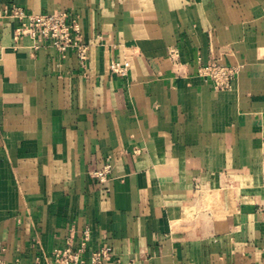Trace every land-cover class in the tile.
<instances>
[{"label":"crops","instance_id":"obj_1","mask_svg":"<svg viewBox=\"0 0 264 264\" xmlns=\"http://www.w3.org/2000/svg\"><path fill=\"white\" fill-rule=\"evenodd\" d=\"M13 5L71 11L88 59L17 38ZM85 232L105 264H264V0H0V264Z\"/></svg>","mask_w":264,"mask_h":264},{"label":"built area","instance_id":"obj_2","mask_svg":"<svg viewBox=\"0 0 264 264\" xmlns=\"http://www.w3.org/2000/svg\"><path fill=\"white\" fill-rule=\"evenodd\" d=\"M6 11L9 16L20 21L16 28L17 38L29 35L39 41H48L63 56L68 50L74 49L81 61L85 62L88 59L90 44L84 40L77 18L68 9L35 13L22 6L13 5L7 7ZM36 47L38 48L39 44ZM129 67V60H118L112 64V70L120 75H126ZM239 69L240 67L236 65L210 61L199 65L198 75L211 80L216 89L226 90L232 87ZM112 171L113 164L107 161L93 172L92 177L102 185L109 179ZM88 240V232H85L80 245L75 247L70 237L65 247L55 250L52 264H105L112 259L114 251L110 246L91 250L89 255L85 256L88 251Z\"/></svg>","mask_w":264,"mask_h":264}]
</instances>
